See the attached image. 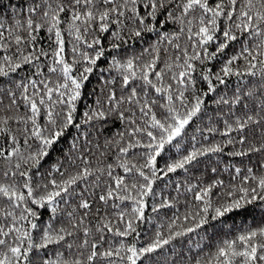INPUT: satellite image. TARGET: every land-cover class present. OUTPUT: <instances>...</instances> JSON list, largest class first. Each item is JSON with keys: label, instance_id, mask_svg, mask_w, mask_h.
Instances as JSON below:
<instances>
[{"label": "snow or ice", "instance_id": "snow-or-ice-1", "mask_svg": "<svg viewBox=\"0 0 264 264\" xmlns=\"http://www.w3.org/2000/svg\"><path fill=\"white\" fill-rule=\"evenodd\" d=\"M0 264H264V0H0Z\"/></svg>", "mask_w": 264, "mask_h": 264}]
</instances>
